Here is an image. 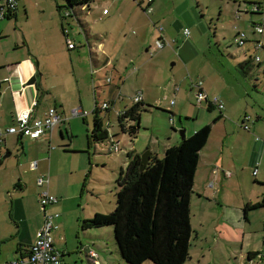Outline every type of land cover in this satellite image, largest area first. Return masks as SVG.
I'll return each instance as SVG.
<instances>
[{"label": "rangeland", "instance_id": "obj_1", "mask_svg": "<svg viewBox=\"0 0 264 264\" xmlns=\"http://www.w3.org/2000/svg\"><path fill=\"white\" fill-rule=\"evenodd\" d=\"M253 1L153 0L151 11L145 13L136 0H91L90 10L78 15L87 22V35L72 13L62 19L67 37L75 44L68 50L57 13L64 11L65 7L58 9L63 0H20L15 16H0V76L7 73V64L28 52L47 62L57 51L53 56L58 62L57 74L51 77L48 73L44 79L54 82L53 91L64 102L63 120L58 125L61 133L54 130L48 141L32 143V155L43 156L35 170L17 162L28 146L20 149L10 135L0 142V264L13 259L15 241L26 239L36 213L42 215L38 193L45 185L36 183L41 174L47 176L46 188L58 200L47 203L46 212L58 213L55 220L60 234L65 229L73 263L80 264L81 255V263L88 264L82 250L75 251L80 240L96 252L99 264H128L117 250L110 225L81 230L78 219L114 207V179L125 169L127 151L154 149L161 156V143L168 135L181 138L179 129L187 136L205 123L210 129L198 150L193 173L191 233L182 264H264V200L243 210L245 203L264 196L263 180L255 178L260 176L256 172L259 165L251 173L254 160H262L264 49H255L250 41L238 45L234 39L242 32L243 39H260L264 45V21L260 13L250 12ZM102 7L106 14H101ZM156 16L160 20L155 21ZM252 22H262V33ZM158 37L174 41L156 47ZM100 40L108 49L109 64L97 65L91 72L94 66L89 51L95 49L87 44ZM60 41L62 52L58 51ZM96 49V58H103L100 48ZM254 54L259 55V63L252 59ZM197 80L209 99L216 96L221 100V112L216 106L207 109L205 100L195 99L192 83ZM139 91L150 105L140 110L137 130L130 137L120 130L115 111L129 104ZM39 98V106L57 102L45 92ZM93 98L99 103L111 102L107 111L98 113L106 134L88 146ZM78 105L86 111L84 119L69 114ZM218 112L222 116L217 117ZM241 119L247 128L242 127ZM110 140L117 149L109 150ZM220 166L229 174H222ZM212 167L215 171L211 172ZM17 178L20 187L13 185ZM249 250L254 255L248 259ZM140 264L153 263L145 260Z\"/></svg>", "mask_w": 264, "mask_h": 264}, {"label": "trees", "instance_id": "obj_2", "mask_svg": "<svg viewBox=\"0 0 264 264\" xmlns=\"http://www.w3.org/2000/svg\"><path fill=\"white\" fill-rule=\"evenodd\" d=\"M90 1L63 0L58 9L65 7L64 10L75 14L78 9L88 8ZM137 4L140 6V2ZM15 8L2 17L14 16ZM65 16H69V13ZM65 38L64 33V40ZM66 47L70 48L67 45ZM95 101L93 98L90 109L92 126L87 133L88 146L98 136L106 134L105 129L100 128L98 113L107 111L109 107L98 110L94 107ZM205 102L207 109L214 106L208 99H205ZM149 105L139 96L115 112V120L120 130L133 137L137 130L140 110ZM216 116L220 117V114ZM82 117L84 119V116ZM209 129L206 123L193 129L189 135H183L177 143L166 145L161 156L151 151L142 169L138 167V153L127 151L125 169H120L114 179V207L107 212L94 211L89 216L79 218V228L85 230L110 225L117 250L128 264H140L145 260H150L153 264H182L188 256L191 233L189 194L193 173L198 150L204 144ZM18 143L20 144V141ZM263 200L264 196L260 201L245 203L243 210L259 206ZM253 255L254 253L249 250L246 258Z\"/></svg>", "mask_w": 264, "mask_h": 264}, {"label": "crops", "instance_id": "obj_3", "mask_svg": "<svg viewBox=\"0 0 264 264\" xmlns=\"http://www.w3.org/2000/svg\"><path fill=\"white\" fill-rule=\"evenodd\" d=\"M152 1L153 0H151V2H150V7H151ZM136 2H140V6L137 4L140 7V9H141V7H144L146 4V0H136ZM151 9H152V7H151ZM88 10H90L89 5H88V8L76 10L75 14L73 12H71L76 17V20H77L79 26L83 28V32L85 33V35H87L86 31L88 29L87 22L83 21L84 20L83 18H79L78 15H80L83 12H87ZM141 11H143V10L141 9ZM57 13L60 16L59 17V23L62 27L63 35H64V33L67 35V29L64 26L62 19L66 18L68 16H65V14L63 12H60V11H57ZM106 13H107V10L105 13L101 12V14H106ZM15 15H16V8L14 10V16ZM154 20L155 21L160 20V18L158 16H156L154 18ZM68 23L72 24L71 21ZM171 23H174V22L171 21ZM161 29H162V27H161ZM92 35H94V34H92ZM169 40H170V42L174 41L173 38H171ZM170 42H169V44H170ZM64 43H65V40H64ZM60 45L61 46H60L58 51L62 52L63 51L62 41H60ZM87 45L89 47H93L95 49L93 51H89V53L91 54L90 61H91V64L94 66L93 67L94 70H95V67L97 65H99L98 67H103V66L109 64V60L107 58L108 54H106V53H108V49L105 48L103 40H100V42H97V43H91V44L88 43ZM64 46L68 50L70 48H73L75 46V44L73 43V46L70 48H67L66 45H64ZM97 47L100 48V52L104 56L101 59L96 58V55H97V52H96L97 49L96 48ZM56 52L57 51H54L52 53L53 56ZM53 56H51L50 59L48 57V60L46 62L45 60H41L40 56L38 54H36V53L31 54L30 52H28L25 55L19 57L16 61L7 64V69H8L7 73L2 74L0 76V83L2 84V86L0 85V131H3L6 126L13 123L15 112L18 109L25 107V106H29L31 104V102L36 100V99H37V102H36V105L34 107V112L36 115L42 114L45 107H47L49 105L48 104V105L39 106V103H40L39 97L42 94V92L49 93L51 96L53 95L54 97L57 98V102L55 100L53 104L57 107L58 111L61 112V114H63L64 108L62 105L64 102L62 101V99L60 97H58L57 94L54 93V91H53L54 82L48 83L44 79V76H47L48 73H50L51 77L53 75L57 74L58 62L56 61V58H53ZM90 71H91V69H90ZM90 74H93V73L90 72ZM32 75L34 76L33 82L32 83H26V80ZM78 79H79V76L76 77V81H78ZM201 86H202V89L205 91L202 83H201ZM138 93L140 94V91ZM141 100H143V99L141 98ZM67 106H68V104H67ZM220 112H218V114H220V116H222V114ZM76 116H78V115H76ZM242 118H243V116H242ZM3 123H7V124L5 126H2V125H4ZM58 125H59V122L53 126V128L50 131V136H51L52 132H54V130L58 131V132L61 131V128ZM8 135L11 136L10 137L11 142L13 139L16 141H17V138L19 139L18 141H20V144H19L20 149H21V145L22 146L25 145L26 147L28 146L27 152L26 151L22 152L21 155L19 156V158H17L18 164H23V163L25 164L26 163L27 168L29 170H31V171L35 170L37 165H38V161L43 160L42 159L43 156H40V154H37V155H35L36 157H34V155H32V153L30 151V148H31L34 140H37V143L39 144L40 140H45V138H46V141H48V136H46V134H40L36 139H33L32 137H29L27 135L18 136V135L12 134V133H8V134L3 135L2 138L5 139V137ZM24 137H26V139ZM179 139L180 138H178V137L171 138L170 135H168L164 139V141L161 143V149L163 150L166 145L177 143L179 141ZM257 140H260V139H257ZM261 142H262V147H260V150H261L260 156H262L261 157L262 160H260L259 162H258V160H254L253 165H251L252 166L251 169L253 167H255L257 169V166L259 165V168L257 169L256 172L260 171V176H258V177L255 176V178H259L260 180H263L260 182L264 183V138H263V140H261ZM5 147H7L6 144H5ZM149 150L153 151L154 149H149ZM0 162H1V160H0ZM210 171L211 172L215 171L214 167H212L210 169ZM220 171L222 174H224L223 173L224 170H223L222 166H220ZM16 183H17V185H15ZM18 184H19V186H18ZM13 185L20 187L19 178H17V180L14 181ZM43 185H45V184H43ZM46 186L47 185H45V188H46ZM57 202H58V200H56L55 202H52L50 204L57 203ZM36 214L38 215V217L35 219L34 223L32 224L31 229H30V233L28 234V237L26 239L21 237L20 239H17L15 241V243L13 245L14 246L13 247V254H14L13 259L20 257V256H24L26 254L28 246L33 241L35 231L39 227V225L41 224L42 219H43V214L39 215L38 212ZM55 218L53 221H54V223L57 224L58 220L56 221ZM58 227H59V223L57 224V227L52 228L50 230V235H51V231L53 232L51 235L52 245L55 249H57L59 251L62 264H74L73 261H74L75 257L74 256L72 257V256H70V254H68L69 253L68 251L70 250V245L67 243V240L65 238L66 237V234H64L65 229H64L63 233L60 234L59 233L60 230L58 229ZM0 237H3L2 234H0ZM78 243H79L78 249L75 251L76 252L78 251L80 253L83 252L82 254H83L85 260L88 262V264H99V262H98L99 260L97 259L98 256H97L96 252L86 242L82 243L79 240ZM64 247L66 250L64 249ZM79 249H80V251H79ZM87 249L93 250L96 254L95 257H89L87 255ZM81 250H82V252H81ZM66 255H68V256H66ZM5 256L8 258H12L11 256H8L7 254ZM80 257H81V255H80ZM80 257H79L80 264H82L81 263L82 259ZM5 261H9V260H5ZM21 262L22 263L17 262L15 264H26L25 261H21Z\"/></svg>", "mask_w": 264, "mask_h": 264}, {"label": "built area", "instance_id": "obj_4", "mask_svg": "<svg viewBox=\"0 0 264 264\" xmlns=\"http://www.w3.org/2000/svg\"><path fill=\"white\" fill-rule=\"evenodd\" d=\"M19 1L20 0H1L0 16L2 17L9 10L14 9ZM150 2L151 0H146V4L143 7L144 8L143 11L145 13H149L151 10ZM101 12L105 13L106 8L102 7ZM251 12L260 13L261 19L264 21V0L253 1L251 5ZM63 13L65 15L67 13L71 15V11L67 12L66 10H64ZM252 26L254 27V29L262 33V29H263L262 22H252ZM158 28L161 29V26L159 25ZM183 32L184 34H187V29L184 28ZM243 36L244 35L242 32L237 33L234 36V39H236V43L238 45H242L244 41H250L255 49H264V45L262 44V41L260 39L245 40L243 39ZM65 41L68 47L73 46V42L67 37V35ZM169 42H170L169 39H163L161 37H158L155 40V46L161 47L165 43L169 44ZM252 59L257 63H259L261 60L258 54H254ZM263 71H264V67H263ZM91 72H94V68L91 69ZM105 81H109V77H105ZM192 86L196 87V90L194 91V95H195V99L198 102L200 100L208 99V101L212 105L216 106L219 111L221 110L222 108L221 100L216 96H213L212 98L209 99L205 91L202 89L200 80L193 82ZM139 96L140 94L137 93L132 97L131 100H136ZM110 102L111 101H107V100H101L100 103L95 101L94 107H97L98 110L105 107H109ZM35 105L36 103L34 100L31 102L29 106L22 107L15 112L13 123L6 126L3 131H0V142L4 141V138H2V136L8 133H12L18 136L27 135L29 137H32L33 139H36L40 134H47L48 138L50 137V131L53 128V126L59 121L63 120L62 115L54 104L48 105L47 107H45L42 114L36 115L34 112ZM69 114L85 116L86 111L82 109L80 106H76L69 109ZM246 119H247V115H243V120ZM243 120H241V125L243 128H247L248 126L246 123L243 122ZM258 138L260 137L255 136V139ZM109 149H113V150L117 149L116 142H110ZM255 170L256 168L253 167L251 169V173L253 174ZM223 173L229 174V171H225V172L223 171ZM47 182H48V178L44 174H41L36 177L37 185H43V184L47 185ZM56 200H57L56 195L49 193L46 188H44L38 193V201L42 209L43 219L41 224L35 231L33 241L28 246L26 254L24 255L23 258L17 257L12 260L5 261L4 264H15L21 261H25L26 264H62L60 253L57 249L53 247L51 242V235H50V230L52 228L57 227V224L54 223L53 220L55 217L58 216V213L57 212L48 213L46 212V208H45V205L47 203H52L55 202ZM87 255L89 257H95L96 254L93 250L87 249Z\"/></svg>", "mask_w": 264, "mask_h": 264}, {"label": "water", "instance_id": "obj_5", "mask_svg": "<svg viewBox=\"0 0 264 264\" xmlns=\"http://www.w3.org/2000/svg\"><path fill=\"white\" fill-rule=\"evenodd\" d=\"M34 80V76H30L27 80H26V83H32ZM179 132H180V136L182 137L183 136V130L182 129H179ZM9 152H6V154H8ZM151 153V151L149 149H144L141 153H138V156H139V169H142V167L144 166L145 162L147 161L148 159V156L149 154Z\"/></svg>", "mask_w": 264, "mask_h": 264}]
</instances>
